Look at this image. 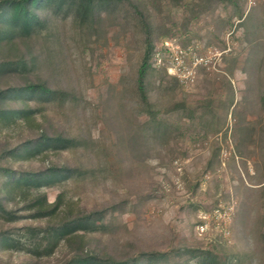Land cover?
I'll list each match as a JSON object with an SVG mask.
<instances>
[{"label": "rangeland", "instance_id": "1", "mask_svg": "<svg viewBox=\"0 0 264 264\" xmlns=\"http://www.w3.org/2000/svg\"><path fill=\"white\" fill-rule=\"evenodd\" d=\"M148 1L138 10L129 0L99 9L100 38L84 59L90 77L71 74L79 90L74 111L44 104L34 129L0 131V153L43 130L77 129L103 150L97 157L79 149L49 150L25 162L0 156V167L38 173L52 166L89 167L87 160L94 166L99 158L118 180L97 172L85 180L76 172L21 195L0 188V198L20 216L14 222L0 219V235L19 237L29 227L47 230L90 214L101 231L87 233L85 246L101 255L142 264H199L191 251L203 250L204 264H264V0ZM147 13L155 73L149 98L160 100L158 117L168 127L149 161L125 147L126 123L149 120L134 90L149 29L141 14ZM65 21L62 40L73 37L72 19ZM10 51L0 49V62ZM63 190L71 202L57 218L31 217L27 208L35 198L46 195L54 202ZM71 240L78 246L77 236ZM26 248L29 243L6 252L0 246V264H64L73 254L66 241L49 255ZM240 250L248 258L238 256Z\"/></svg>", "mask_w": 264, "mask_h": 264}, {"label": "trees", "instance_id": "2", "mask_svg": "<svg viewBox=\"0 0 264 264\" xmlns=\"http://www.w3.org/2000/svg\"><path fill=\"white\" fill-rule=\"evenodd\" d=\"M122 0H0V49L8 47L12 56H7L0 62V131L4 128H26L34 125L38 116L44 114V104L59 106L63 112L74 111L79 102V90L75 86L72 73H80L88 79L91 68L85 63V54L94 50L98 44L96 29L103 20L99 9L110 5L117 6ZM125 1V0H123ZM133 1V7L138 10L139 5L146 6L148 0ZM147 25V32L143 38L144 51L135 74V92L139 95V110L149 112V120L143 123H126L128 136L125 147L130 150V155L149 161L150 155L158 151L160 138L168 132L164 121H160L162 104L158 98L152 101L149 98L153 76L150 63L154 49L153 32L150 13L141 14ZM242 17V15L240 16ZM72 19L73 37L62 40L61 27L65 20ZM63 19V23H60ZM59 22V26H58ZM53 42V47L48 48ZM48 48V49H47ZM47 49V50H46ZM36 50L43 51V57ZM81 59L83 65H75ZM45 67L47 78H43ZM83 73V74H81ZM88 82V81H87ZM86 82V83H87ZM156 87H154L155 90ZM153 90V91H154ZM112 97V95H111ZM35 105V106H34ZM181 107L185 108L184 105ZM129 115V110L125 111ZM124 129V127H123ZM66 134H53L43 130L38 137L29 138L23 142H16L6 146L0 156L12 162H25L47 153L49 150H80L83 154H93L97 157L103 150L97 142L87 136L66 130ZM68 131L72 132L69 133ZM170 131V130H169ZM219 155L216 149L214 157ZM89 167L73 168L68 166H52L46 172H25L13 170L10 166L0 167L2 178L1 191L21 195L32 187L41 188L45 184H53L68 177H73L78 172L85 180L91 176H103L104 180L117 181L118 177L111 176L107 166L96 158V164ZM109 173V174H108ZM68 192L62 191L54 202L45 196L35 198L27 209L33 211V218H49L54 220L63 211L71 200ZM102 216V215H101ZM20 216L10 210L0 198V219L14 222ZM98 220L88 214L72 222H61L47 230L29 227L19 237L9 232L0 235V246L3 251L20 248L24 243H29L26 248L29 253L36 256L49 255L54 252L61 242L66 241L72 245L73 254L64 264H142L135 258L121 260L115 256L98 254L86 249V234L99 232ZM84 231V232H83ZM83 232V233H80ZM80 233V234H78ZM80 239L78 246L74 247L72 238ZM24 239V240H23ZM44 241H46L44 245ZM207 253V252H206ZM192 257L197 258L199 264L208 260L203 250L191 251ZM248 258V252L240 250L237 254ZM158 257V256H156ZM145 261L149 260L144 258Z\"/></svg>", "mask_w": 264, "mask_h": 264}, {"label": "built area", "instance_id": "3", "mask_svg": "<svg viewBox=\"0 0 264 264\" xmlns=\"http://www.w3.org/2000/svg\"><path fill=\"white\" fill-rule=\"evenodd\" d=\"M203 228V227H202Z\"/></svg>", "mask_w": 264, "mask_h": 264}]
</instances>
